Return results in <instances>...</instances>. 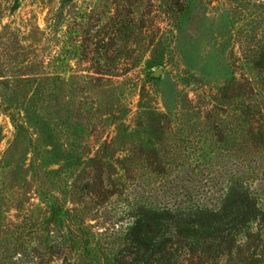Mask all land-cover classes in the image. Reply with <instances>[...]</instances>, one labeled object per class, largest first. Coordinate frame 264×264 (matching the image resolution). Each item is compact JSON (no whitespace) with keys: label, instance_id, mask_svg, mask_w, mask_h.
Instances as JSON below:
<instances>
[{"label":"rangeland","instance_id":"obj_1","mask_svg":"<svg viewBox=\"0 0 264 264\" xmlns=\"http://www.w3.org/2000/svg\"><path fill=\"white\" fill-rule=\"evenodd\" d=\"M263 11L244 0H0V264L62 263L43 231L59 197L85 200L101 232L136 203L210 197L218 209L229 173L264 207V160L229 142L231 109L264 113ZM101 169L120 178L93 199L82 188Z\"/></svg>","mask_w":264,"mask_h":264},{"label":"trees","instance_id":"obj_2","mask_svg":"<svg viewBox=\"0 0 264 264\" xmlns=\"http://www.w3.org/2000/svg\"><path fill=\"white\" fill-rule=\"evenodd\" d=\"M244 1L264 6V0ZM131 25L136 20L115 21L113 28L122 33L131 30ZM104 58L97 57L99 62ZM103 66L94 73L109 71ZM255 66L264 69V46ZM246 109L229 112V142L242 139L238 152L245 153L247 160H264V113L249 103ZM233 174L229 173V188L218 209L209 207L210 197L205 204L177 208L161 200L150 205L136 203L121 213L120 224L102 232L88 222L80 208L85 200L56 198L43 229L46 235H53L49 254L61 264H264V207L241 177L234 180ZM119 178L101 169L97 183L88 181L82 191L91 192L93 199L105 197Z\"/></svg>","mask_w":264,"mask_h":264}]
</instances>
